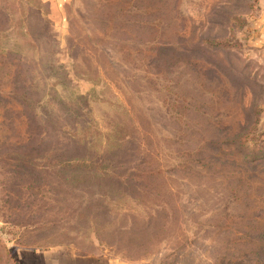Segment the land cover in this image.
I'll return each instance as SVG.
<instances>
[{
	"label": "rangeland",
	"instance_id": "1",
	"mask_svg": "<svg viewBox=\"0 0 264 264\" xmlns=\"http://www.w3.org/2000/svg\"><path fill=\"white\" fill-rule=\"evenodd\" d=\"M259 4L0 0V264H264ZM60 101L90 125L82 182Z\"/></svg>",
	"mask_w": 264,
	"mask_h": 264
},
{
	"label": "trees",
	"instance_id": "2",
	"mask_svg": "<svg viewBox=\"0 0 264 264\" xmlns=\"http://www.w3.org/2000/svg\"><path fill=\"white\" fill-rule=\"evenodd\" d=\"M57 103L58 104H56L55 108L59 111L61 115L64 116V118L67 120V123L68 121L70 122L71 119H73L74 115H76L75 121L74 122L71 121L70 124H67L69 128L74 127V130H72V132H69V134H67L68 146L66 148L59 147V152H61V155H63L60 158V161L62 162L58 164L61 168V171L64 174H67L65 178L66 180H69L70 183L82 182L90 177H95L96 174L92 175L89 170L88 171L86 170L89 167L79 168L78 164L76 163L77 162L80 163L81 160L78 158H73V153H72V152L78 151L76 149V146H79V145H84L89 150L92 149L93 142L91 140L86 139V136H81L84 132H86V130H90V125H88L86 120L82 118L81 111L77 109L76 104H67L62 101L57 102ZM47 108L44 109V113L45 111L49 113V109ZM127 138H135V136H127ZM39 144L41 145L42 142H40ZM104 151L105 149L102 150V153ZM247 156L248 155L245 154L244 158L246 159Z\"/></svg>",
	"mask_w": 264,
	"mask_h": 264
},
{
	"label": "crops",
	"instance_id": "3",
	"mask_svg": "<svg viewBox=\"0 0 264 264\" xmlns=\"http://www.w3.org/2000/svg\"><path fill=\"white\" fill-rule=\"evenodd\" d=\"M259 2L258 36L256 34L254 40L264 43V0ZM17 258L18 264H108L104 258L77 255L70 250H59V248H52L45 252L21 250Z\"/></svg>",
	"mask_w": 264,
	"mask_h": 264
}]
</instances>
